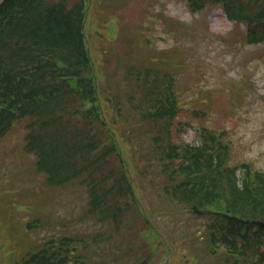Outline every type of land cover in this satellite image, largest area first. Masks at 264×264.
<instances>
[{
    "label": "rangeland",
    "instance_id": "rangeland-1",
    "mask_svg": "<svg viewBox=\"0 0 264 264\" xmlns=\"http://www.w3.org/2000/svg\"><path fill=\"white\" fill-rule=\"evenodd\" d=\"M232 1L84 0L83 31L101 109L150 222L134 206L102 221L79 179L48 184L25 148L30 119H20L0 137V264H18L60 233L86 242L79 246L84 264H138L146 256L150 264H264V245L256 241L245 256L218 244L226 232L207 210L217 211L223 201L208 205L205 214L182 210L171 192L159 189L170 179L150 134L134 121L140 104L153 110L164 103L174 111L162 151L168 163L174 144L213 136L229 146L226 165L239 172L241 163L250 165L264 191V36L247 32L248 19L264 14V0H240L233 19L225 13Z\"/></svg>",
    "mask_w": 264,
    "mask_h": 264
},
{
    "label": "trees",
    "instance_id": "trees-1",
    "mask_svg": "<svg viewBox=\"0 0 264 264\" xmlns=\"http://www.w3.org/2000/svg\"><path fill=\"white\" fill-rule=\"evenodd\" d=\"M238 5L240 0L227 3L225 13L236 18ZM263 16L248 19L251 37L264 36ZM85 19L84 0H0V137L18 120L29 118L25 148L36 156V168L48 184L79 179L88 187V204L102 221L132 206L149 221L139 207L110 122L104 119L96 69L83 31ZM178 104L175 98L173 105ZM152 108L140 104L134 121L142 134H150L149 145L158 149L170 179L159 189L171 192L193 212L205 214L208 205L223 201L217 211L207 210L217 217L214 224L219 218V232H226L225 241H218L220 247L245 256L246 248L256 242L264 245V191L251 166L241 163L240 172L238 167L230 168L225 163L229 146L213 136L209 142L202 135L195 145L174 144L170 167L162 151L168 139L166 122L172 121L174 111L164 103ZM215 236L213 229L210 239ZM82 243L80 237L51 235L19 264H84L86 255L79 253Z\"/></svg>",
    "mask_w": 264,
    "mask_h": 264
}]
</instances>
